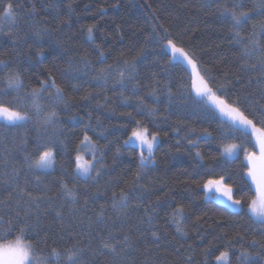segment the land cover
<instances>
[{
    "label": "trees",
    "instance_id": "trees-1",
    "mask_svg": "<svg viewBox=\"0 0 264 264\" xmlns=\"http://www.w3.org/2000/svg\"><path fill=\"white\" fill-rule=\"evenodd\" d=\"M6 2L0 0V5ZM12 2L17 12L16 23L0 25V60L8 62V67H0V86H6L4 78L10 73L19 72L25 85L20 93L23 95L51 76L63 89L64 101L54 103L50 98L54 90L48 89L37 103L45 113L56 112L53 121L44 123V114L37 116L31 101H27L22 106L32 113L27 124L0 126V201L5 202L0 204L3 220L0 247L15 243L21 235L17 212L23 216L24 206L16 204L17 186L26 187L34 195H39L47 186L48 195L56 196V206L64 205L66 216L68 209L75 207L77 218L83 214L79 205L85 196L101 193L89 203L88 215L95 220L96 212L103 205L106 215L116 222L113 231L121 233V242L117 245L119 255L107 249L86 251L79 264H218L215 257L224 250L229 251L230 264H264V223L250 219L247 212L255 191L246 175L243 150L247 148L259 156V145L254 137L249 139L239 131H227L225 118L218 113L211 117L205 115L212 108L206 102L203 108H194L195 74L181 56H173L165 47L167 39H172L178 47L194 54L198 71L209 73L214 89L223 84L230 101L247 98L251 102L244 105L251 118L258 109L257 102L264 104L261 0H221L229 8L233 4L242 5L238 11L256 9L237 29H232L231 21L221 17L215 4L206 7V0ZM90 25H94L91 37L87 31ZM254 25L255 43H250ZM234 31L239 32L243 43L235 42ZM245 46L251 49V56L242 55ZM125 60L134 62L135 69L121 85L120 69ZM252 65L257 67L253 69ZM102 72L103 78L98 79ZM15 95L11 93L7 98ZM137 121L141 127H147L149 135L153 132L159 135L152 162H145L143 167L138 148L124 143L137 127ZM4 124L0 121V125ZM86 126L87 135L102 149L96 153L102 157V165L96 164L101 172L98 178L85 181L75 178L73 170L79 152L77 146ZM205 129L212 135H203ZM38 139H58L63 143L54 150V167L33 174L22 162L25 151H32ZM189 140L195 141V145ZM228 144L242 147L235 157H225L216 173L229 174V182L238 186L235 198L242 200V211L205 199L202 188L197 187V182L210 178L203 171ZM197 152L203 160L196 157ZM137 171L142 173L141 187L126 209L113 208L112 193L126 189ZM92 175L95 177V171ZM61 181L69 188L75 184L77 205L63 196ZM180 205L186 209L180 224L183 232L177 231L172 218L173 210ZM40 212L36 230L25 233L22 243L35 245L38 240L42 248L44 231H47L49 246L55 244L63 249L81 236L80 246L89 244L90 238L81 228L73 230L74 239H69L67 234L63 240L59 239L60 225L55 220V212L43 204ZM11 226L13 230L4 238ZM82 228H87V220ZM152 232L157 233L155 238ZM123 233L129 235L131 248L123 243ZM238 235L243 239H236ZM253 240L258 242L255 247L251 246ZM91 248L98 249V238L91 239ZM206 248H210L207 256ZM242 251L251 253L247 260L237 259ZM56 264H67L66 257L62 256Z\"/></svg>",
    "mask_w": 264,
    "mask_h": 264
},
{
    "label": "snow or ice",
    "instance_id": "snow-or-ice-1",
    "mask_svg": "<svg viewBox=\"0 0 264 264\" xmlns=\"http://www.w3.org/2000/svg\"><path fill=\"white\" fill-rule=\"evenodd\" d=\"M216 5L217 11L220 13L221 17H225L231 21V28L237 29L241 24L250 19L252 13L256 9L250 11H238L237 8L242 5L233 4L231 8L227 4H221V0H206V7H212ZM14 4L12 0L0 5V25L3 23H9L14 25L16 23L17 12L14 10ZM261 8H264V0H261ZM260 30L264 32V22L260 25ZM94 25H90L87 28L89 37L93 32ZM255 28L253 26V33L249 39L250 43H255ZM167 29H164V32L167 33ZM233 39L237 44L243 43V40L240 38L238 31L232 33ZM167 39V37H164ZM166 47L170 49L173 56L177 54L186 61L187 65L190 66L192 72L195 74V79L192 81V89L195 92V98L192 99V104L195 109L203 108L204 102L208 105H211L212 108L208 109L205 115L211 117L212 115L219 114L221 117L225 118L227 123V131L237 132L239 131L241 135L248 137L249 139L255 138L256 143L259 145V156L255 155L254 152H250L247 148H244L245 156V165L248 169L246 175L251 180V183L255 185L257 192L259 193L258 199H253L248 204V210L251 212V218H255L256 221L264 223V104H258V109L255 115L250 116L246 114L244 109L245 104H250L251 102L246 98L241 101L237 99L235 101H230L226 98L225 86L223 84L218 85L213 88L214 81L207 71H198V62L194 54H191L185 51L183 48L178 47L174 40L167 39ZM103 55V53H101ZM243 56H251L252 51L247 46L244 47ZM261 64L264 65V59L261 60ZM87 66V63L86 65ZM0 67H8V62L0 60ZM253 69L257 65L251 66ZM135 69V63L124 61L123 67L120 69V81L119 83L123 85L126 75L131 77ZM111 70V66H109ZM98 79L103 78V72L100 74ZM6 86H0V120L5 121L4 127H21L24 124H27L32 119V113L29 109L22 107L25 102L31 101V107L35 109V114L40 116L44 114L43 119L44 123H49L55 119L56 112L51 111L45 113L44 108L37 103V100L40 96L43 95V92L48 89H53L50 93V98L53 102H63L64 93L63 89L57 85L56 81L49 76L48 80H43L40 82L38 88H32L30 92H25L23 95H20L21 91L25 88L23 80L19 72H12L7 77L4 78ZM11 93H15L11 99H8ZM191 95V93H190ZM264 97V91L261 93ZM143 103V101H141ZM212 109L215 111L213 112ZM154 112V110H152ZM257 123L260 124V127H257ZM137 127L132 129L131 136L128 140H125L124 143L128 144L130 141H134L140 147V162L141 167L144 166L145 162H152L151 157L144 154L145 150L151 154L153 152L154 145L159 139V135L155 132L151 133L149 138V132L147 127H141L140 121L136 122ZM223 127V124H222ZM206 136H211L212 133L205 129L202 133ZM62 141L58 139H49L47 141L37 140L32 151H25L23 164L26 167L27 171L35 174L38 171H44L52 169L55 164V149L58 144H62ZM190 144L195 145V141L189 140ZM88 144L91 146L93 160L88 164L79 163L81 157L79 155L75 156L76 164L75 169L73 170V176L77 179H96L101 175L99 169L96 168V164L99 163L102 165V157H97V152H102L100 149L87 135V126L83 139L80 141V145ZM80 145L77 146L79 150ZM255 146V145H254ZM242 145L239 144H228L223 146V151L220 153V156L213 157L212 163H208L206 169L203 171V175H207L210 178L204 180L202 183L197 182V187L202 188L205 199L210 201H216L217 199L223 197V203L230 208H239L243 210V203L241 199H236L235 182L230 183V175L217 174L216 168L222 167L225 157H232L238 148H241ZM196 157L203 160V156L200 152L196 153ZM259 162V163H258ZM95 171V177L92 173ZM17 176L19 171H17ZM218 178H212L217 177ZM142 178L141 171H137L135 178L128 184L126 189H121L119 192H113L111 195L112 207L116 209H126L128 207L129 201L133 198V195L141 187L140 179ZM39 179V177H37ZM243 180V177H241ZM75 184L72 188H69L67 183L61 181V188L63 190V196L70 198L72 205H77L78 200L75 191ZM10 194V198H11ZM101 195L99 192L91 193L86 195L84 198L83 204L79 205V208L82 210L83 214L81 217H76L77 209L75 207L69 208L67 216L63 211L64 205L56 206V196L48 195L47 186H45L39 195H34L32 192L28 191L26 187L17 186L15 190L16 204L19 207L20 205L24 206V214L20 216L17 212L18 223L22 225L19 228L20 236L17 237L15 243L9 242L6 246L7 250L12 253L10 260H6L5 264H56V262L62 257H66L67 264H79L82 257L86 251H98L99 249H107L108 251L119 255L117 251V245L121 242L120 236L121 233L119 230L116 232L113 231V228L116 227V222L112 217L106 215V209L103 205L100 206L99 211L96 212L95 220L91 215H88L89 208L88 205L90 202H94L97 196ZM5 203L0 201V204ZM45 205L46 209L55 212V220L59 222L60 229L57 235L59 239H64V234H67L69 239H74L73 230L76 228H81L84 235L90 238L89 244L81 247L83 243V236L80 239L75 240L70 246L60 249L59 246L53 244L49 246L47 243L48 233L44 231V247H39V241H36V244H25L22 243V238L25 233H32L36 230L37 225L40 221L41 216V205ZM147 212V209H146ZM186 209L183 205L177 206L172 213V218L177 224V231L183 232V228L180 226L181 220L185 216ZM44 214H47L45 211ZM119 219V218H117ZM87 220V228L83 229L82 226ZM34 221V222H33ZM152 217L149 216L148 223L151 224ZM3 223L2 218H0V224ZM95 225V226H94ZM14 226H11L7 232L4 233V238L7 234L13 230ZM43 231V229H41ZM137 230H139L137 228ZM106 232V235L103 233ZM37 237L39 232L36 233ZM186 235V233H185ZM152 236L155 238L157 236L156 232H152ZM98 238V249L91 248V239ZM236 239H243L239 235ZM123 243L131 248L130 237L128 234H122ZM231 243V241H229ZM257 241L253 240L251 246L255 247ZM211 247V246H210ZM45 251L46 249H49ZM191 249V245H189ZM210 248L204 250L205 256H207ZM251 253L247 251H242L240 256L237 257L238 260H247ZM53 258V259H49ZM190 259V257H189ZM215 260L220 264H230L229 260V251L224 250L215 257Z\"/></svg>",
    "mask_w": 264,
    "mask_h": 264
},
{
    "label": "rangeland",
    "instance_id": "rangeland-1",
    "mask_svg": "<svg viewBox=\"0 0 264 264\" xmlns=\"http://www.w3.org/2000/svg\"><path fill=\"white\" fill-rule=\"evenodd\" d=\"M165 47H166V46H165ZM166 49H168V48L166 47ZM169 50H170V49H169ZM0 121L6 123V122L3 121V120H0ZM130 136H131V134H130ZM130 136H129V137H130ZM150 136H151V135H149V138H150ZM129 137H128V138H129ZM127 140H128V139H127ZM157 143H158V140L156 141V143H155V145H154V148H155V146L157 145ZM126 145H132V146H135V147L138 148L139 151H141L139 145H138L137 143H135L134 141H130V142H129L128 144H126ZM154 148H153V150H154ZM222 151H223V148H222ZM238 152H239V148L236 150V152L234 153V155H233L232 157H230V158L235 157V156L237 155ZM144 154H145L146 156H149V155H150V157H151V155H152V153L149 154L146 150H145ZM77 155H79V156L81 157V159H80V161H79V163H81V164H88L89 162H91V161L93 160L91 146L88 145V144L80 145L79 152L77 153ZM227 158H228V157H227ZM146 162H147V161H146ZM258 163H259V162H258ZM48 170H50V169H48ZM44 171H46V170H44ZM252 185H253V184H252ZM253 188H254V191H255V198H254V199H258V197H259V193L257 192L255 185H253ZM223 199H224V198L221 197V198L217 199L216 202H218V203H220V204H223V205H225L226 207H228L226 204L223 203ZM228 208H229L230 210H233V211H237V210H239V208H230V207H228ZM247 212H248L250 215H252L251 212L248 210V208H247ZM253 219H255V218L253 217ZM255 220H256V219H255ZM6 246H7V245H4V246L0 247V264H5V261H6V260H10L11 257H12V253H11L10 251L7 250Z\"/></svg>",
    "mask_w": 264,
    "mask_h": 264
}]
</instances>
